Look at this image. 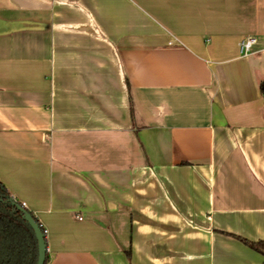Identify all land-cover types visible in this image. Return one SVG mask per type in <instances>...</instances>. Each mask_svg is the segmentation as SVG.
<instances>
[{
	"label": "crops",
	"instance_id": "obj_1",
	"mask_svg": "<svg viewBox=\"0 0 264 264\" xmlns=\"http://www.w3.org/2000/svg\"><path fill=\"white\" fill-rule=\"evenodd\" d=\"M262 80L264 0H0V181L46 264L263 263L227 235L264 242Z\"/></svg>",
	"mask_w": 264,
	"mask_h": 264
},
{
	"label": "trees",
	"instance_id": "obj_2",
	"mask_svg": "<svg viewBox=\"0 0 264 264\" xmlns=\"http://www.w3.org/2000/svg\"><path fill=\"white\" fill-rule=\"evenodd\" d=\"M259 88L264 96V80L260 82ZM11 199L8 190L0 181V264H37L38 243L34 231L18 209L9 203ZM38 224L44 231L42 225L39 222ZM227 235L264 256L263 241H250L235 234ZM127 257L130 258V252H127Z\"/></svg>",
	"mask_w": 264,
	"mask_h": 264
},
{
	"label": "water",
	"instance_id": "obj_3",
	"mask_svg": "<svg viewBox=\"0 0 264 264\" xmlns=\"http://www.w3.org/2000/svg\"><path fill=\"white\" fill-rule=\"evenodd\" d=\"M9 203L16 207L18 211L22 214V218L29 224V226L34 231L37 243H38V261L37 264H46L47 261V241L44 231L39 226L35 217L21 204L15 200H9Z\"/></svg>",
	"mask_w": 264,
	"mask_h": 264
},
{
	"label": "built area",
	"instance_id": "obj_4",
	"mask_svg": "<svg viewBox=\"0 0 264 264\" xmlns=\"http://www.w3.org/2000/svg\"><path fill=\"white\" fill-rule=\"evenodd\" d=\"M258 41L256 37L250 36L243 39L240 44V52L243 56H249L253 53V48L257 45ZM22 207H25V204H22ZM45 236L47 235V231L44 230Z\"/></svg>",
	"mask_w": 264,
	"mask_h": 264
}]
</instances>
